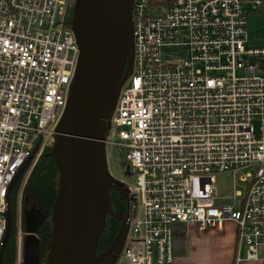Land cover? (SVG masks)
Segmentation results:
<instances>
[{"label": "built area", "instance_id": "2783aa9c", "mask_svg": "<svg viewBox=\"0 0 264 264\" xmlns=\"http://www.w3.org/2000/svg\"><path fill=\"white\" fill-rule=\"evenodd\" d=\"M73 2L0 0V246L9 185L38 159L66 106L78 60ZM130 11L129 69L103 134L105 146L122 148L130 173L128 228L114 263L172 264L175 224L220 229L227 220L234 264L257 260L264 78L249 58L264 49L245 46L241 0H133ZM226 171L232 202L216 203L215 174Z\"/></svg>", "mask_w": 264, "mask_h": 264}, {"label": "water", "instance_id": "95a60500", "mask_svg": "<svg viewBox=\"0 0 264 264\" xmlns=\"http://www.w3.org/2000/svg\"><path fill=\"white\" fill-rule=\"evenodd\" d=\"M132 1L73 2L69 23L78 42V60L66 106L53 131L50 155L58 177L43 264H114L124 243L127 214L111 211L106 198L107 187L114 183L108 179L103 130L129 69ZM117 190L128 199L124 189ZM8 193L0 264L11 233ZM106 214L118 219L120 230L108 248L96 257V239L104 227ZM34 228L24 224L20 264H38Z\"/></svg>", "mask_w": 264, "mask_h": 264}, {"label": "rangeland", "instance_id": "374dc122", "mask_svg": "<svg viewBox=\"0 0 264 264\" xmlns=\"http://www.w3.org/2000/svg\"><path fill=\"white\" fill-rule=\"evenodd\" d=\"M264 5V0H261ZM244 8V7H243ZM250 10V9H249ZM245 13L248 14V10L244 9ZM260 15H264L260 12L259 9L249 11L248 16L245 17V35H247L248 41L262 40L264 41V16L261 18ZM252 43V42H251ZM251 60L255 61L257 64V72L256 75L264 78V56H250ZM245 75V71L243 69H237L235 71V77H242ZM107 125V120L105 121V126ZM112 139H115V135L112 134ZM40 143H43V147L40 152L44 149L45 146L53 145V135L46 136ZM105 155H106V169L108 171V175H112V179L115 180V177H125L129 178L130 173L128 170V165L125 160V154L122 148L119 145L114 143L107 144L105 146ZM39 158V156H38ZM36 162V161H35ZM34 163H30L26 165L24 169H22L20 174L17 176V180L15 185V219H14V244H15V261L14 264L21 263V239L25 234V229L23 224L26 227L33 228L37 223L38 219L41 218L42 212L38 208L35 200H32L28 196L23 197L22 192L25 188V182L29 171ZM109 177V176H108ZM215 184H214V194H215V202H232L231 192H232V179L229 171L226 172H217L215 174ZM119 183V182H117ZM120 184V183H119ZM121 185V184H120ZM236 190L242 191L243 184H236ZM185 228L184 224L177 223L175 229L180 230L178 234L182 235L177 238L178 247L175 249L178 252L179 245L181 247H185V240L183 235V229ZM19 261V262H18ZM116 264V263H114Z\"/></svg>", "mask_w": 264, "mask_h": 264}, {"label": "trees", "instance_id": "16d2710c", "mask_svg": "<svg viewBox=\"0 0 264 264\" xmlns=\"http://www.w3.org/2000/svg\"><path fill=\"white\" fill-rule=\"evenodd\" d=\"M72 8V7H71ZM71 8L69 13L71 12ZM264 13V9L262 10ZM71 16V13H70ZM69 16V19H70ZM105 133V127L103 130ZM40 138L36 141L37 148L39 147ZM52 146H45L42 152L39 154V158L31 167L29 174L25 182V188L22 192V196H28L38 205V208L42 212V216L38 219L35 225L34 234L38 243V264H43L45 261V255L49 246L50 238V223L51 214L50 210L54 202V197L57 189V177L58 171L53 163V158L50 155ZM17 178L12 183V187L8 193V201L10 203V215H11V233L6 241L2 253V264H14L15 261V244H14V219H15V183ZM116 194L114 189L109 186L106 191V198H108L109 209L116 213H123V209L120 205H123L122 198ZM24 226V224H23ZM103 228L100 231L96 241L95 255L99 257L108 246L113 242V239L117 236L120 230L119 221L115 217L108 214L105 215Z\"/></svg>", "mask_w": 264, "mask_h": 264}, {"label": "crops", "instance_id": "0c3cea01", "mask_svg": "<svg viewBox=\"0 0 264 264\" xmlns=\"http://www.w3.org/2000/svg\"><path fill=\"white\" fill-rule=\"evenodd\" d=\"M252 0H241L242 7L247 11L259 9L262 13L264 9L263 2L260 0V7H253ZM250 9V10H249ZM248 14H246L248 16ZM264 14V13H262ZM261 18L264 15H260ZM252 42V43H251ZM247 48L256 47L264 49V41L255 40L248 41L246 35ZM226 203V202H221ZM177 224L172 228V264H234V242H235V224L227 220L224 221L220 229H197L193 224L184 223L183 235L185 247L179 245L178 252L175 249L178 247L177 238L182 235L178 234L180 230L175 229ZM179 235V236H178ZM259 254L257 260L242 261L237 264H264V245L258 248Z\"/></svg>", "mask_w": 264, "mask_h": 264}, {"label": "flooded vegetation", "instance_id": "af4514ba", "mask_svg": "<svg viewBox=\"0 0 264 264\" xmlns=\"http://www.w3.org/2000/svg\"><path fill=\"white\" fill-rule=\"evenodd\" d=\"M41 153V152H40ZM39 153V154H40ZM108 172V171H107ZM109 174V173H108ZM109 177H108V179H109V182L111 183H114V185H112L111 187L114 189V191L116 192V194H118L121 198H122V201H123V205H120L121 206V208L123 209V213H121V215L122 216H125L126 214H127V208H128V204H127V199H125L124 197H122L121 196V194L119 193V191L117 190V188H119V189H124V190H126L125 188H126V184L129 182L128 181V179L126 178L125 179V177L123 176V177H115V180L117 181V182H119V183H117V182H115L113 179H112V175H108ZM119 196H117V197H119ZM120 214V213H119Z\"/></svg>", "mask_w": 264, "mask_h": 264}]
</instances>
